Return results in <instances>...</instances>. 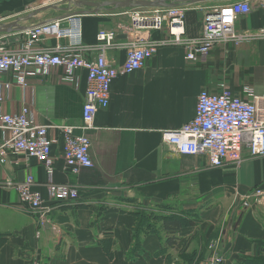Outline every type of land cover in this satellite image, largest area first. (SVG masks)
Listing matches in <instances>:
<instances>
[{
  "label": "crops",
  "instance_id": "obj_1",
  "mask_svg": "<svg viewBox=\"0 0 264 264\" xmlns=\"http://www.w3.org/2000/svg\"><path fill=\"white\" fill-rule=\"evenodd\" d=\"M62 1L0 0V23L54 3L57 9L45 10L21 25L52 22L65 8L88 9ZM217 2L187 6V36L199 37L203 32L199 7ZM81 16L88 55L105 54L114 65L123 64L135 36L129 16L122 9ZM263 25L264 10L256 9L239 20L237 29L254 31ZM100 31L114 33L111 46L104 47L99 41ZM149 33L158 43L155 55L143 68L115 80L110 105L97 113L92 127H85L82 120L85 71L75 85L63 83L62 71L56 69L49 76L29 78L27 87L15 85L6 94L2 111H18L27 104L38 123L67 124L76 134L88 135L94 167L77 174L68 172L60 152L63 134L58 128L51 129L56 140L54 179L79 190L78 199L54 203L40 184L47 179L45 167L21 153H9L7 162L0 165V184L7 178L22 181L32 173L36 188L44 195L43 207L51 211L43 228L36 213L20 207L15 189L0 186V264H30L36 254L50 264H200L212 240H219L225 248L224 264H248L249 259L263 258L264 210L254 199L248 208L239 201L254 188H264V157H246L240 166L214 167L205 154L178 153L164 140L163 132L180 128L195 116L204 88L217 92L224 83L241 92L245 84H251L264 93V72L244 71L246 43L217 44L208 56L190 61L185 48L166 40V30ZM0 36L9 49H18L25 39L20 31ZM65 42L46 34L40 44ZM139 202L156 205L166 213L146 224L139 222ZM166 216L172 217L168 220ZM179 217L185 221L176 230L164 222ZM174 230L179 240L170 247L167 237Z\"/></svg>",
  "mask_w": 264,
  "mask_h": 264
},
{
  "label": "built area",
  "instance_id": "obj_2",
  "mask_svg": "<svg viewBox=\"0 0 264 264\" xmlns=\"http://www.w3.org/2000/svg\"><path fill=\"white\" fill-rule=\"evenodd\" d=\"M187 6L145 7L122 9L129 16L134 38L129 42L126 60L114 65L105 54L91 57L84 42L81 15H70L65 20L67 28H60L64 21L57 19L34 23L24 31L25 39L18 49H9L0 36V165L7 162L10 152L21 153L27 159H35L46 170L47 179L40 183L47 189L50 200L56 202L74 201L79 190L68 183L54 179L53 144L56 140L50 130L58 128L63 134L60 149L68 172L77 174L83 168H93L91 139L78 135L71 125L41 124L36 121L31 107L24 104L20 110H1L6 94L13 87H27L32 77L49 76L56 69L62 71L63 83L75 85L86 72L87 88L82 111L85 127H92L97 113L110 105L111 91L115 80L143 68L155 55L158 43L150 37V30H166L168 42L185 48L187 59L195 61L208 56L217 44L238 46L254 40H264V25L254 31H239L237 23L256 9L264 10V0H226L199 7L203 12L204 28L199 37H189L185 29ZM52 34L65 43L41 46L42 37ZM99 41L104 47L111 46L114 33L100 31ZM163 138L182 155L205 154L214 167L230 163L242 165L246 157H264V93L251 84H245L241 92H235L224 83L220 90L212 92L206 88L199 93L195 116L180 128L165 130ZM1 187L15 189L20 207L37 214L38 224L45 227L48 222L44 208L43 192L36 188L38 182L32 173L24 180L7 178ZM254 199L264 210V188L251 190L239 201L248 208ZM209 253L201 264H224L225 248L219 240L208 244ZM30 264H50L42 255H34Z\"/></svg>",
  "mask_w": 264,
  "mask_h": 264
},
{
  "label": "water",
  "instance_id": "obj_3",
  "mask_svg": "<svg viewBox=\"0 0 264 264\" xmlns=\"http://www.w3.org/2000/svg\"><path fill=\"white\" fill-rule=\"evenodd\" d=\"M210 1H223V0H105L103 2H96L93 0H63V3H73L75 7H88L87 10H70L69 8L63 9L64 14L57 19L64 20L60 24V28H67L68 22L65 20L70 15H87V14H99L104 11L113 12L121 9L130 8H145V7H177V6H189L199 3H205ZM225 1V0H224ZM59 5L57 3L41 6L32 13L22 18L16 19L9 23H0V35L9 34L14 31L24 32L31 29L33 26H22L21 22L31 21L39 13L48 9H57ZM47 226V225H46ZM229 247L226 248V251Z\"/></svg>",
  "mask_w": 264,
  "mask_h": 264
},
{
  "label": "rangeland",
  "instance_id": "obj_4",
  "mask_svg": "<svg viewBox=\"0 0 264 264\" xmlns=\"http://www.w3.org/2000/svg\"><path fill=\"white\" fill-rule=\"evenodd\" d=\"M244 48L245 50H243L244 51L243 52V67L246 69L244 71L248 70L247 72L251 74L252 73H263L264 65H262V63H264V40L257 39V40H254L253 42L246 43L244 45ZM136 208H137L138 214L141 215L139 216V220H142V221L146 220L150 222L155 217L164 215L166 213L165 210L153 204H146V203L139 202ZM207 251H208L207 252L208 254L209 253L208 246H207Z\"/></svg>",
  "mask_w": 264,
  "mask_h": 264
},
{
  "label": "trees",
  "instance_id": "obj_5",
  "mask_svg": "<svg viewBox=\"0 0 264 264\" xmlns=\"http://www.w3.org/2000/svg\"><path fill=\"white\" fill-rule=\"evenodd\" d=\"M138 216H141V215H139L138 214ZM172 216H166V218H168V220H169V218H171ZM138 220H139V218H138ZM145 221V223L146 222H148V221H146V220H144ZM144 221H142V220H139V222H144ZM184 221L185 220H183V219H181L180 217L178 218V219H175V220H173L172 222H169V221H166V219L164 220V222L165 223H167L168 222V224H172L174 227H175V230L176 229H178V228H180V227H182L183 226V224H184ZM175 230L174 231H172V232H170L169 234H168V237H167V244L171 247H174L177 243H178V238L175 236ZM262 257L263 258H255V259H249L248 261V264H264V254L262 255ZM260 259V260H259ZM263 261V262H262Z\"/></svg>",
  "mask_w": 264,
  "mask_h": 264
}]
</instances>
